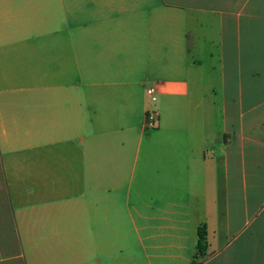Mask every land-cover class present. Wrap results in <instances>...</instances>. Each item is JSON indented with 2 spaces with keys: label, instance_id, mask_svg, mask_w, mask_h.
<instances>
[{
  "label": "crops",
  "instance_id": "crops-1",
  "mask_svg": "<svg viewBox=\"0 0 264 264\" xmlns=\"http://www.w3.org/2000/svg\"><path fill=\"white\" fill-rule=\"evenodd\" d=\"M193 261L264 264V0H0V264Z\"/></svg>",
  "mask_w": 264,
  "mask_h": 264
},
{
  "label": "built area",
  "instance_id": "built-area-1",
  "mask_svg": "<svg viewBox=\"0 0 264 264\" xmlns=\"http://www.w3.org/2000/svg\"><path fill=\"white\" fill-rule=\"evenodd\" d=\"M147 98L151 103H155L157 100L156 90L154 87L147 89ZM159 116L154 109H150L146 113V125L148 128L154 129L157 127Z\"/></svg>",
  "mask_w": 264,
  "mask_h": 264
},
{
  "label": "trees",
  "instance_id": "trees-1",
  "mask_svg": "<svg viewBox=\"0 0 264 264\" xmlns=\"http://www.w3.org/2000/svg\"><path fill=\"white\" fill-rule=\"evenodd\" d=\"M199 242H198V251L200 255H203L206 250V231L205 228L202 227L199 229ZM192 264H198L196 261H193Z\"/></svg>",
  "mask_w": 264,
  "mask_h": 264
}]
</instances>
